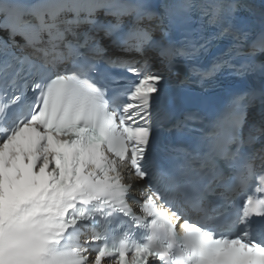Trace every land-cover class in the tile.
Segmentation results:
<instances>
[{
	"label": "snow or ice",
	"instance_id": "obj_1",
	"mask_svg": "<svg viewBox=\"0 0 264 264\" xmlns=\"http://www.w3.org/2000/svg\"><path fill=\"white\" fill-rule=\"evenodd\" d=\"M0 264H264V0H0Z\"/></svg>",
	"mask_w": 264,
	"mask_h": 264
}]
</instances>
